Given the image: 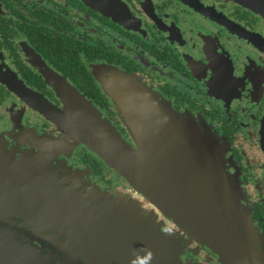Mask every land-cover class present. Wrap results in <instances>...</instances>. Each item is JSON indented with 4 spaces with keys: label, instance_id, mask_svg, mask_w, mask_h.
I'll return each instance as SVG.
<instances>
[{
    "label": "flooded vegetation",
    "instance_id": "flooded-vegetation-1",
    "mask_svg": "<svg viewBox=\"0 0 264 264\" xmlns=\"http://www.w3.org/2000/svg\"><path fill=\"white\" fill-rule=\"evenodd\" d=\"M118 1L122 7L108 11L92 0H0V75L13 76L22 89L9 87L0 76V151L16 158L24 153L52 156L48 160L63 180L72 184L69 179L76 176L74 180L111 199L142 195L84 145L56 150L65 133L23 93L64 110L66 87H72L137 148L102 81L103 71L134 75L158 108L169 106L176 114L203 118L218 134L226 152L225 171L239 188L238 202L257 232L264 264V15L235 0ZM73 206L62 216L65 225L107 232L92 228L95 216H80ZM32 218L36 222L40 217ZM104 218L105 224L112 219L95 220ZM31 221L15 219L20 225L17 240L42 246L37 237L53 244L54 239L34 233ZM150 224L156 236L144 249L152 261L148 264H223L174 218L157 214ZM111 234L115 244L132 240L128 230ZM72 241L70 232L66 242ZM115 251L113 257L131 264L134 250L120 246Z\"/></svg>",
    "mask_w": 264,
    "mask_h": 264
},
{
    "label": "water",
    "instance_id": "water-1",
    "mask_svg": "<svg viewBox=\"0 0 264 264\" xmlns=\"http://www.w3.org/2000/svg\"><path fill=\"white\" fill-rule=\"evenodd\" d=\"M92 1L108 11L122 7L118 0ZM235 1L264 15L261 0ZM0 76L9 87L22 90L13 76ZM102 81L137 148L130 146L92 101L72 87H66L69 99L64 110L31 92L23 93L65 133L56 141V150L84 145L142 195L111 199L99 188L74 180L76 176L70 177L72 184L63 180L60 170L48 160L52 156L19 159L1 150L0 264H128L129 260L112 256L120 246L134 250L131 264H148L152 261L145 257L144 249L156 236L150 222L157 214L170 216L192 231L223 264H260L258 235L238 202L236 182L225 171L226 152L218 134L203 118L176 114L169 106L158 108L151 92L134 75L103 71ZM83 189L93 193L84 194ZM68 206L80 216L112 217L106 224L105 218L97 222L92 217V228L101 226L107 232L65 225L62 216ZM34 215L40 217L36 222ZM17 217L31 219L34 233L54 239L53 244L41 239L42 246L17 240ZM79 222L83 224L77 219ZM127 224L128 228L119 229ZM122 229L131 233L132 240L118 242L119 246L112 243L115 236L111 233ZM70 232L74 241L67 243ZM85 237L93 239L77 241ZM68 250L71 255H67Z\"/></svg>",
    "mask_w": 264,
    "mask_h": 264
},
{
    "label": "rangeland",
    "instance_id": "rangeland-1",
    "mask_svg": "<svg viewBox=\"0 0 264 264\" xmlns=\"http://www.w3.org/2000/svg\"><path fill=\"white\" fill-rule=\"evenodd\" d=\"M65 108H67L66 106H65ZM206 121V120H205ZM208 124V123H207ZM209 125V124H208ZM212 131L215 133V134H217L213 129H212ZM29 157H31V155H28V153H24V155L21 157V158H19V159H22V158H29ZM239 189V188H238ZM39 242H41V245H43V242L42 241H40V239H38L37 237H35ZM45 243V242H44ZM61 264H63V263H61Z\"/></svg>",
    "mask_w": 264,
    "mask_h": 264
}]
</instances>
